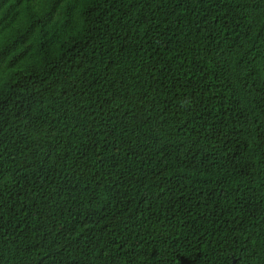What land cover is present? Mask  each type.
<instances>
[{
	"label": "trees",
	"instance_id": "1",
	"mask_svg": "<svg viewBox=\"0 0 264 264\" xmlns=\"http://www.w3.org/2000/svg\"><path fill=\"white\" fill-rule=\"evenodd\" d=\"M0 264H264V0H0Z\"/></svg>",
	"mask_w": 264,
	"mask_h": 264
}]
</instances>
